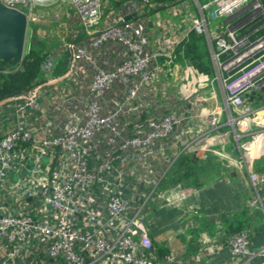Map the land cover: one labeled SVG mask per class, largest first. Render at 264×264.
I'll return each instance as SVG.
<instances>
[{"label": "built area", "instance_id": "1", "mask_svg": "<svg viewBox=\"0 0 264 264\" xmlns=\"http://www.w3.org/2000/svg\"><path fill=\"white\" fill-rule=\"evenodd\" d=\"M49 1L0 0L25 12L29 26L40 19L35 7ZM69 1L86 36L76 32L67 43L66 70L53 74L51 57L42 79L0 98V264H161L148 235L145 200L156 190V164L169 140L181 141L190 131L186 118L142 105V91L151 90L161 68V53L147 47L143 18L103 26L102 0ZM141 1L162 6L173 0ZM195 1L201 13L192 26L214 45L235 129L236 121L254 118L250 98L264 88V0ZM109 44L124 52L104 68L95 54ZM175 47H167L169 61ZM119 84L125 96L109 107L107 96ZM221 114L214 109L207 117L219 140ZM214 152L232 158L224 147ZM248 174L257 193L264 171ZM253 202L264 212L259 198ZM257 253L246 232L232 236L233 258ZM261 253L264 264V248Z\"/></svg>", "mask_w": 264, "mask_h": 264}, {"label": "crops", "instance_id": "2", "mask_svg": "<svg viewBox=\"0 0 264 264\" xmlns=\"http://www.w3.org/2000/svg\"><path fill=\"white\" fill-rule=\"evenodd\" d=\"M102 6L103 26L143 18L147 47L161 53V68L151 90L146 87L142 91V105L151 113L185 116L190 130L181 141L169 140L170 149L156 164L159 178L156 190L144 201L148 235L158 261L161 264H261L264 212L253 201L259 198L264 205V183L256 193L248 171H264V103L251 96L254 118L250 123L240 119L235 129L232 127L212 57L214 45L205 33L196 32L192 26V17L201 13L195 0H173L162 6L158 2L144 6L141 0H102ZM36 12L40 19L30 24V46L42 42L45 53L42 65L52 57V73L61 74L70 57L67 43L76 32L85 37L84 26L67 0L49 1L37 6ZM170 44L176 45L172 61L165 55ZM123 52L124 46L109 44L95 55L102 67L110 68ZM44 74L41 66L38 79ZM63 84L67 88L71 85ZM123 89L119 84L110 92L106 99L109 107L113 106L114 97L125 96ZM214 109L222 110L221 140L213 136L207 121ZM208 135L216 141L204 137ZM195 140L201 141L199 146L190 149ZM222 147L232 158L226 160L214 152ZM182 153L196 159L192 175L189 179L181 174L177 179L169 178ZM240 157L246 165L237 163ZM239 232L249 235L257 254L244 259L232 257L231 238Z\"/></svg>", "mask_w": 264, "mask_h": 264}, {"label": "trees", "instance_id": "3", "mask_svg": "<svg viewBox=\"0 0 264 264\" xmlns=\"http://www.w3.org/2000/svg\"><path fill=\"white\" fill-rule=\"evenodd\" d=\"M44 58L43 43L40 42L38 45L28 48L24 55L22 66L19 69H15L16 67H13L11 62L0 60V98L10 96L35 84L41 75V66ZM4 69L8 71H2ZM256 96L257 101L264 103V88ZM195 162L196 159L192 155L182 153L175 161V166L168 175L169 178L176 176L177 179V176L181 174L189 179L194 170L193 168H195L193 167Z\"/></svg>", "mask_w": 264, "mask_h": 264}, {"label": "water", "instance_id": "4", "mask_svg": "<svg viewBox=\"0 0 264 264\" xmlns=\"http://www.w3.org/2000/svg\"><path fill=\"white\" fill-rule=\"evenodd\" d=\"M29 22L25 12L0 2V60L13 67L22 64Z\"/></svg>", "mask_w": 264, "mask_h": 264}, {"label": "rangeland", "instance_id": "5", "mask_svg": "<svg viewBox=\"0 0 264 264\" xmlns=\"http://www.w3.org/2000/svg\"><path fill=\"white\" fill-rule=\"evenodd\" d=\"M67 1H69V0H67ZM35 12L37 11V6L35 7ZM31 25H32V23H31ZM30 30H32V28L29 26V29H28V31H30ZM32 35H30V33H29V37L27 36V42H26V50H25V53H26V51L28 50V48H29V46H30V42H32V37H31ZM210 75L211 76H213V74L210 72Z\"/></svg>", "mask_w": 264, "mask_h": 264}]
</instances>
